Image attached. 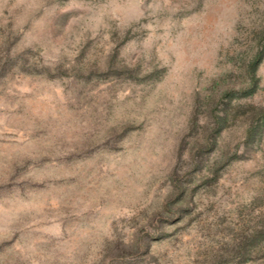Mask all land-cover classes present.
Instances as JSON below:
<instances>
[{
    "label": "rangeland",
    "instance_id": "374dc122",
    "mask_svg": "<svg viewBox=\"0 0 264 264\" xmlns=\"http://www.w3.org/2000/svg\"><path fill=\"white\" fill-rule=\"evenodd\" d=\"M262 34L264 0H0V56L16 60L0 78V264H203L216 225L264 202V141L245 145L238 118L212 191L162 215L199 106ZM257 75L243 103L264 108V59Z\"/></svg>",
    "mask_w": 264,
    "mask_h": 264
},
{
    "label": "trees",
    "instance_id": "16d2710c",
    "mask_svg": "<svg viewBox=\"0 0 264 264\" xmlns=\"http://www.w3.org/2000/svg\"><path fill=\"white\" fill-rule=\"evenodd\" d=\"M263 59L264 34L259 36L250 54L243 59L238 81L229 83L221 77L215 81L211 93L199 106L207 112L206 121L200 127L201 131L196 132L198 136L189 144L186 160L188 179L178 183L173 195L174 202L168 204L173 209L164 212L161 219L163 224L178 223L187 218L190 215L192 199L198 190L212 191L222 171L236 157V150L233 152L229 149V143L222 145L221 140L223 132L233 126L238 118L243 121L242 141L245 145H260L264 141V108L243 103L252 98L259 87L257 70ZM15 62L16 60L13 61L8 56H0V78L12 69ZM26 62L27 59H23L20 64L24 67ZM35 64L32 66H38ZM64 68V65L58 64L55 71L67 73ZM18 70H21L20 66ZM72 70L80 73L82 67L74 64ZM191 127L196 131L199 128L197 116L191 120ZM214 153L216 154L211 159ZM262 205L263 209L253 216L255 208ZM245 206H252V209L246 211L237 207L234 217H231L227 225L222 226L223 218L216 225L215 231H220L218 233H221L223 240L218 247L207 253L203 264H264V202L261 197H255ZM144 247L145 242L143 249ZM133 248L139 250L141 246L134 245Z\"/></svg>",
    "mask_w": 264,
    "mask_h": 264
}]
</instances>
